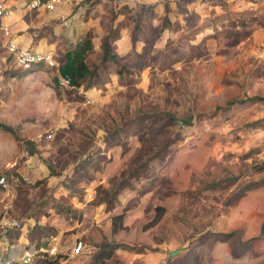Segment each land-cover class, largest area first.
<instances>
[{"label":"rangeland","instance_id":"obj_1","mask_svg":"<svg viewBox=\"0 0 264 264\" xmlns=\"http://www.w3.org/2000/svg\"><path fill=\"white\" fill-rule=\"evenodd\" d=\"M64 1L71 26L46 18L58 7L0 0V122L15 132L0 130V255L41 244L26 264H264V101L248 100L264 98V0ZM3 23L59 63L89 34L97 75L61 88L55 68L23 70ZM106 35L115 62H101Z\"/></svg>","mask_w":264,"mask_h":264},{"label":"trees","instance_id":"obj_2","mask_svg":"<svg viewBox=\"0 0 264 264\" xmlns=\"http://www.w3.org/2000/svg\"><path fill=\"white\" fill-rule=\"evenodd\" d=\"M115 40V39H113ZM135 41H137V38L135 35H131V44L134 45ZM100 48L102 50V57L101 62H107L109 61H116V53L112 52V42L110 40V36L106 35L101 40ZM93 49L92 41L89 37V34H87L83 39L78 41L75 46L71 49H68L64 52L63 60L59 63L57 60V66L55 67L57 73L60 76L68 77L70 80V85L73 87L80 88L82 86V82L86 80L90 76L97 75L93 69H91L87 62V56L88 53ZM33 70V69H31ZM27 71V70H26ZM58 79V78H57ZM56 79V81H57ZM249 101L258 100V101H264L263 97L254 96L248 99ZM243 101V100H242ZM241 101V102H242ZM247 101V100H245ZM243 101V102H245ZM232 102H229L227 104L230 105ZM190 120L188 118L183 120V123L187 124ZM0 130L15 133L12 126L1 123L0 122ZM33 152H30L32 154ZM1 177V175H0ZM159 216L154 218L152 221V224H155L159 220ZM122 215H117L112 218V229L113 231L119 229L122 225ZM260 234L264 235V223L261 225L260 228ZM23 245H26L23 247ZM19 244L13 245L12 248L9 250H6L5 253H3L2 259H6L8 257L16 259L19 255H21L24 251H30L35 252L38 249H41L43 245L39 244L38 247L27 245V244H21L19 247ZM48 255V253H47ZM56 257V256H55ZM20 263V262H19ZM14 264H18V262H15ZM103 264V262H101Z\"/></svg>","mask_w":264,"mask_h":264},{"label":"built area","instance_id":"obj_3","mask_svg":"<svg viewBox=\"0 0 264 264\" xmlns=\"http://www.w3.org/2000/svg\"><path fill=\"white\" fill-rule=\"evenodd\" d=\"M107 1V0H103ZM113 2H126L128 0H109ZM24 5L29 11H48L52 12L57 9L61 0H23ZM9 7L0 5V18L3 19L10 14ZM1 31L6 40V50L11 57L12 62L23 70H31L39 67L44 68H55L57 66V62L52 54L48 51H40L29 48L21 47L13 38V34L6 24L1 25ZM57 84L59 87H68L70 85V80L68 77H62L58 74L57 76ZM0 185L6 187V177L5 175H1L0 177ZM7 221V222H5ZM3 227H20V224L17 220H5ZM82 248V243L78 242L76 252H79ZM36 252V251H35ZM35 252L24 251L21 255H19L16 259L6 258L2 259L3 255H0V264H14L15 262H20L21 264L28 263L35 255ZM48 255H54L55 249L52 248L50 251L45 250V253H49Z\"/></svg>","mask_w":264,"mask_h":264},{"label":"crops","instance_id":"obj_4","mask_svg":"<svg viewBox=\"0 0 264 264\" xmlns=\"http://www.w3.org/2000/svg\"><path fill=\"white\" fill-rule=\"evenodd\" d=\"M67 1H69V0H65L64 2L67 3ZM67 10H68V6L67 5L66 6H58V10L55 11V14L57 16H54L53 14L52 15L51 14H48L46 18L50 17V19H52V18L54 19V17H60L61 16L62 17L63 24H65L66 26H71V25L74 24V21H73V24H72V20L70 18L69 19L68 18L67 19H64V16H62V15H65L66 14ZM31 12H33V11H31ZM87 30L88 29L85 30L86 33H87ZM17 33H16L17 35H14L13 38L15 39V41L21 47L29 48V49H34V50L44 51L43 49H41L42 48L41 45L38 44V42H35L34 41V38H32L33 36L30 33H27V32H24V31H22V32L19 31Z\"/></svg>","mask_w":264,"mask_h":264}]
</instances>
